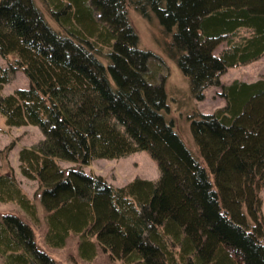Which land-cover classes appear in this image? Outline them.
Instances as JSON below:
<instances>
[{
  "label": "trees",
  "instance_id": "obj_1",
  "mask_svg": "<svg viewBox=\"0 0 264 264\" xmlns=\"http://www.w3.org/2000/svg\"><path fill=\"white\" fill-rule=\"evenodd\" d=\"M132 12L156 24L190 97L220 87L223 106L188 114L195 151L166 118L164 85L147 77L153 52ZM263 54L264 0H0V113L43 134L18 151L32 197L11 143L0 150V264H60L68 243L86 262L264 264V79L220 81ZM16 70L28 85L1 94ZM139 149L157 180L114 185L81 167Z\"/></svg>",
  "mask_w": 264,
  "mask_h": 264
},
{
  "label": "rangeland",
  "instance_id": "obj_2",
  "mask_svg": "<svg viewBox=\"0 0 264 264\" xmlns=\"http://www.w3.org/2000/svg\"><path fill=\"white\" fill-rule=\"evenodd\" d=\"M132 23L139 35L140 45L146 49L152 50V55L148 59L147 77L153 83L164 85L166 94L167 110L166 118L173 119V127L195 151L194 143L190 132V122L188 114L192 109L200 112L212 113L218 107L225 104L224 98L220 95V87L218 85H210L204 89L202 99H194L190 97L189 88L184 74L177 63L164 52L159 44L156 43L158 37V27L156 24L147 23L138 14L131 13ZM224 46L219 44L214 53ZM0 65L6 66V60L0 57ZM258 78L264 79V54L247 64L230 67L221 76L222 83H228L233 79L253 81ZM28 78L21 70H16L8 82L3 84L1 94L12 92L17 87H26ZM43 134L36 125L7 126L4 116L0 113V150L11 143L8 150L7 158L15 173L18 184L22 190L28 195H33L37 187V181L21 174L19 170L18 151L22 147H30L35 145ZM1 162V160H0ZM64 167L75 165V162L60 161ZM86 172H92L102 175L108 182L114 185H121L135 177L145 178L149 180H157L159 177V169L156 161L151 158L149 153L144 149L130 152L119 158H94L89 163L81 165ZM259 198L261 202V215L264 219V184L259 189ZM4 205L0 204V210ZM60 264H118L117 261L108 259L105 255H100L90 262L81 260L76 252L70 251V243L61 250L56 251Z\"/></svg>",
  "mask_w": 264,
  "mask_h": 264
}]
</instances>
